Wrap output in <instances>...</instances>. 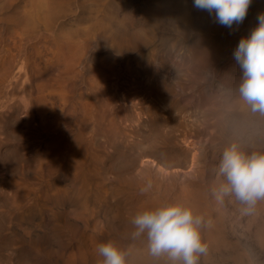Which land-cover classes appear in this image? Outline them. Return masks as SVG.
<instances>
[{"label":"rangeland","instance_id":"obj_1","mask_svg":"<svg viewBox=\"0 0 264 264\" xmlns=\"http://www.w3.org/2000/svg\"><path fill=\"white\" fill-rule=\"evenodd\" d=\"M27 2L0 0V264H99L96 246L108 240L143 255V240L126 239L129 220L157 204L140 191L137 158L146 155V137L170 147L166 123L132 120L129 99L165 73L182 105L176 119L238 106L233 53L264 8L251 0L244 21L229 29L194 0H50V27L39 12L33 29ZM224 57L227 67L212 77L207 65ZM141 58L151 64L137 65ZM223 235L201 264H264Z\"/></svg>","mask_w":264,"mask_h":264},{"label":"bare ground","instance_id":"obj_2","mask_svg":"<svg viewBox=\"0 0 264 264\" xmlns=\"http://www.w3.org/2000/svg\"><path fill=\"white\" fill-rule=\"evenodd\" d=\"M27 1L29 8H24L23 11L31 24L29 21L26 24L33 26V29L37 27L35 24H38L40 12L43 13L44 25L50 27V22L56 16V11L48 8L50 0ZM258 3L264 8V0H258ZM16 16L21 17L20 13H16ZM227 58L209 62L208 73L214 78L219 77L227 67ZM142 62L151 64L147 58L137 60L136 64L140 65ZM131 68L136 73V66ZM134 75L133 81L142 85L138 73ZM159 81L160 85L156 88L151 85L141 86L142 89L140 87V91L129 99L133 111L132 120H140L142 117L157 119L160 123H166L167 127L164 134L167 143H164L170 148L156 141L157 135L153 138L146 137L145 140L148 141L146 155L137 158V174L143 176L145 182L152 183V188L147 194L154 196L147 197V205L185 203L206 217L210 224L202 232V237L208 245V252L201 258L202 261L210 254V248L225 243L223 233L226 232L233 235L235 244L241 243L249 252L254 251L252 254H256L258 258H264V204L259 206L257 213L245 216L241 214V205L238 202L226 198L223 204H218L210 194L211 189L222 180V177L217 176L216 168L223 147L237 141L242 147L249 148L251 138H264L262 122L259 117L245 113L240 105L230 110L223 104L218 107L204 106L201 111L202 118L195 113L193 116L176 119L175 115L182 105L178 99L172 98L174 87L172 88L171 78L165 73H159ZM230 111L237 113V116L225 120ZM210 114H216L213 121L207 118ZM168 116H174V121L165 122L164 118ZM218 123L221 125L217 129L210 128L217 126ZM255 220L260 221L258 226ZM130 264H153V259L147 253L135 254L130 257Z\"/></svg>","mask_w":264,"mask_h":264},{"label":"clouds","instance_id":"obj_3","mask_svg":"<svg viewBox=\"0 0 264 264\" xmlns=\"http://www.w3.org/2000/svg\"><path fill=\"white\" fill-rule=\"evenodd\" d=\"M250 4L251 0H194L193 6L214 13L217 23L231 29L244 21ZM233 55L241 76L232 96L248 114L264 118V13L258 14L249 35L240 38ZM216 174L222 180L210 194L218 204L226 198L238 202L245 216L257 213L264 204V146L244 148L237 141L226 144ZM151 188L148 181L140 191L147 193ZM129 224L126 239L143 240L153 264H201L208 252L202 232L210 222L191 205L161 203L137 211ZM95 251L102 257L99 264H130L131 247L108 240L97 244Z\"/></svg>","mask_w":264,"mask_h":264}]
</instances>
